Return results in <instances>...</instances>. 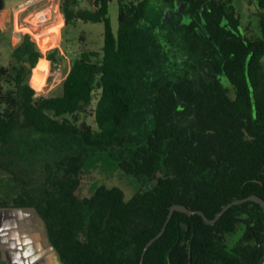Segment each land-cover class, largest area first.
I'll return each mask as SVG.
<instances>
[{
    "label": "trees",
    "instance_id": "obj_1",
    "mask_svg": "<svg viewBox=\"0 0 264 264\" xmlns=\"http://www.w3.org/2000/svg\"><path fill=\"white\" fill-rule=\"evenodd\" d=\"M80 1L60 0L65 24L103 23V46L74 59L60 96L44 98L22 84L24 62L34 68L53 58L30 35L11 53L20 65L15 76L0 67V172L18 187L0 207L34 209L62 264H139L171 205L212 219L233 200L264 199V0H257L254 38L230 0H117L116 34L110 0H94L91 8ZM153 3H185L189 22L156 28L148 16ZM138 35L148 44L145 58ZM6 77L14 89H3ZM96 88L94 129L78 124V115ZM97 151L116 154L140 183L129 200L104 185L78 196L82 169ZM238 228L242 235L232 244ZM262 260L264 209L247 201L214 224L174 212L142 264Z\"/></svg>",
    "mask_w": 264,
    "mask_h": 264
},
{
    "label": "rangeland",
    "instance_id": "obj_2",
    "mask_svg": "<svg viewBox=\"0 0 264 264\" xmlns=\"http://www.w3.org/2000/svg\"><path fill=\"white\" fill-rule=\"evenodd\" d=\"M16 1V0H15ZM138 2L140 0H131ZM234 16L240 21L241 27L248 37L254 38L260 35L258 16L259 8L257 0H230ZM93 3V2H92ZM92 3L86 0L79 2L80 8H91ZM160 9V10H159ZM186 4L176 3L173 7L162 6L153 3L150 14L152 24L156 28L164 25L174 24L186 25L189 22L186 14ZM2 10L0 11L1 14ZM107 17L114 34L118 27V1L110 0L108 4ZM54 33L46 37L36 39V49L44 56L52 55L53 58L43 65L34 68L24 62L25 74L22 84L27 85L40 92L41 97L60 96L63 90V79L68 73L74 59L88 52L101 53L103 46V23H91L76 21L72 24H63L58 21L54 24ZM10 26H6L4 34L0 38V67L5 68L8 74L15 76L20 65L11 57L15 46H11ZM136 47L143 58L148 50L145 39L139 35L136 37ZM8 81V83L6 82ZM225 87H229L228 82L222 78ZM15 84L8 77L3 80V89H14ZM100 94L98 88L95 89L93 100L85 113L78 115V124L85 122L92 128H96L93 110ZM99 185L106 187H118L124 193L125 200H129L139 189L140 183L131 175L126 174L119 166V159L116 154L110 151H97L86 161L82 169L81 181L78 189L80 198H87L92 190ZM18 192V187L4 173L0 172V197L9 200ZM242 235V228L229 236V241L233 244Z\"/></svg>",
    "mask_w": 264,
    "mask_h": 264
},
{
    "label": "crops",
    "instance_id": "obj_3",
    "mask_svg": "<svg viewBox=\"0 0 264 264\" xmlns=\"http://www.w3.org/2000/svg\"><path fill=\"white\" fill-rule=\"evenodd\" d=\"M26 1L4 0L0 31L2 36L6 26H10L11 46L13 33L20 26L32 31L36 40L54 33L58 21L65 24L60 0H40L19 9ZM47 17L51 18L48 23H39ZM0 264H62L49 242L43 220L34 209L0 207Z\"/></svg>",
    "mask_w": 264,
    "mask_h": 264
},
{
    "label": "water",
    "instance_id": "obj_4",
    "mask_svg": "<svg viewBox=\"0 0 264 264\" xmlns=\"http://www.w3.org/2000/svg\"><path fill=\"white\" fill-rule=\"evenodd\" d=\"M87 2L92 3L94 0H86ZM247 201H252L255 202L257 204H259L261 206L262 209H264V199H261L260 197L256 196V195H251L248 196L246 198L243 199H236L231 201L230 203L226 204L225 206H223V208L214 216V218L209 219L207 218L203 212L201 211H191L189 209H187L184 206L178 205V204H173L170 206L166 220L161 228V230L152 238L150 239L146 245L144 246L143 250H142V254H141V258H140V262L139 264L143 263V258L145 255V252L147 251V249L158 239L162 236V234L164 233L166 226L168 224V222L170 221L172 215L174 212H181V213H186V214H198L202 217L203 221L207 224H214L230 207H232L233 205H237L240 203H244Z\"/></svg>",
    "mask_w": 264,
    "mask_h": 264
},
{
    "label": "built area",
    "instance_id": "obj_5",
    "mask_svg": "<svg viewBox=\"0 0 264 264\" xmlns=\"http://www.w3.org/2000/svg\"><path fill=\"white\" fill-rule=\"evenodd\" d=\"M39 1L40 0H28L23 5H20L18 8L19 9L24 8L28 5L35 4L36 2H39ZM50 20H51V18L47 17V19H44L43 22H39V23H44V22L48 23V21H50ZM19 28L20 29L15 30L13 33V46H17L18 44H20L24 35H30L31 37L33 36L32 31L24 29L22 26H20ZM260 264H264V260H262Z\"/></svg>",
    "mask_w": 264,
    "mask_h": 264
}]
</instances>
